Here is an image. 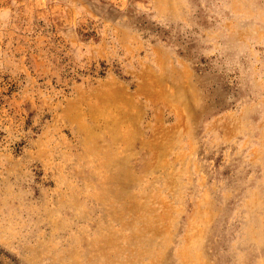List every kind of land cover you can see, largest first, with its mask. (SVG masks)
I'll use <instances>...</instances> for the list:
<instances>
[{
    "label": "rangeland",
    "instance_id": "1",
    "mask_svg": "<svg viewBox=\"0 0 264 264\" xmlns=\"http://www.w3.org/2000/svg\"><path fill=\"white\" fill-rule=\"evenodd\" d=\"M0 264H264V0H0Z\"/></svg>",
    "mask_w": 264,
    "mask_h": 264
}]
</instances>
